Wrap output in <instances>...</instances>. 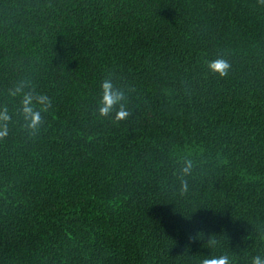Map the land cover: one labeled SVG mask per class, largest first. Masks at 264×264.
<instances>
[{"label": "trees", "instance_id": "obj_1", "mask_svg": "<svg viewBox=\"0 0 264 264\" xmlns=\"http://www.w3.org/2000/svg\"><path fill=\"white\" fill-rule=\"evenodd\" d=\"M5 112L0 264L264 261V0H0Z\"/></svg>", "mask_w": 264, "mask_h": 264}, {"label": "clouds", "instance_id": "obj_2", "mask_svg": "<svg viewBox=\"0 0 264 264\" xmlns=\"http://www.w3.org/2000/svg\"><path fill=\"white\" fill-rule=\"evenodd\" d=\"M210 67L213 71L218 72L220 75H226L227 69L229 68L228 63L223 60L219 59L216 61L211 62ZM103 99H102V107L100 108V114L101 115H108L113 107L117 105L123 98V93L119 90L114 89L111 81L106 80L103 85ZM47 102L46 97H40L38 98V103L41 105H44ZM32 103V97L30 95L25 96L24 101V114L26 118H29L30 128H36L37 125L41 122V116L38 111H36L34 108L30 107ZM46 110V109H45ZM128 115L126 111H119L117 113V119H123ZM9 119L7 113H0V120L7 121ZM6 135V129L4 131H0V137H3ZM187 171V169H185ZM186 190V186H185ZM203 264H228V258L227 257H219V258H212V259H206ZM253 264H264V261H262L259 258H255Z\"/></svg>", "mask_w": 264, "mask_h": 264}]
</instances>
